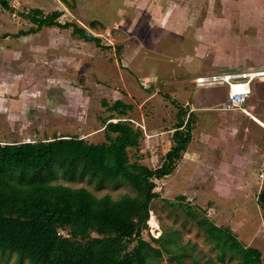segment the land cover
Listing matches in <instances>:
<instances>
[{
  "label": "rangeland",
  "instance_id": "obj_1",
  "mask_svg": "<svg viewBox=\"0 0 264 264\" xmlns=\"http://www.w3.org/2000/svg\"><path fill=\"white\" fill-rule=\"evenodd\" d=\"M7 1L13 10L0 5V141L55 135L103 141L111 113L104 102L121 99L132 110L109 121L134 124L142 136L130 155L156 168L173 144L178 106H188L195 112L192 140L176 169L155 179L160 197L151 204L144 237L177 228L181 242L196 244L193 254L201 262L240 264L217 260V250L195 222L184 223L183 208L190 206L200 217L231 228L246 246L259 248L264 264V211L258 204L264 76L253 81L248 114L221 110L224 83L196 82L200 75L264 70V0H76L71 8L60 0ZM35 7L46 13L61 8V21L93 32L102 46L84 41L72 27H43L15 37L32 26L20 14ZM93 20L97 27L90 28ZM61 181L97 196L133 194L126 185L95 190L87 180ZM166 199L181 205L174 208ZM153 217L157 227L150 223Z\"/></svg>",
  "mask_w": 264,
  "mask_h": 264
},
{
  "label": "trees",
  "instance_id": "obj_2",
  "mask_svg": "<svg viewBox=\"0 0 264 264\" xmlns=\"http://www.w3.org/2000/svg\"><path fill=\"white\" fill-rule=\"evenodd\" d=\"M69 8L76 0H60ZM71 1L73 3H71ZM0 5L13 10L7 0ZM64 10L45 12L31 8L21 13L32 26L14 33L27 36L43 27L73 28L84 41L102 46L101 38L72 21H61ZM97 27V21L90 28ZM7 37L8 34H3ZM1 36V37H2ZM111 111L104 121L105 139L91 142L74 135H55L32 141H0V259L14 264H212L194 254L196 244L181 242L179 229L146 240L151 204L160 197L155 179L170 175L191 140L195 112L180 107L173 126V144L156 168L133 160L130 149L139 148L142 132L123 118L133 105L115 100L104 102ZM264 174V161L262 165ZM87 180L95 190L129 186L133 194L119 198L97 196L85 186L62 183ZM166 201L176 207L181 204ZM264 211V181L258 194ZM183 210L188 220L216 249L217 260L262 264L259 248L246 246L229 227L200 217L194 207ZM186 225V224H183Z\"/></svg>",
  "mask_w": 264,
  "mask_h": 264
},
{
  "label": "built area",
  "instance_id": "obj_3",
  "mask_svg": "<svg viewBox=\"0 0 264 264\" xmlns=\"http://www.w3.org/2000/svg\"><path fill=\"white\" fill-rule=\"evenodd\" d=\"M262 76H264V70L253 72H223L220 74L200 75L197 77L196 82L200 85L212 82L224 83L227 86V95L222 109L226 111L239 110L248 114L247 111L249 108L247 102L252 94L253 81L256 77Z\"/></svg>",
  "mask_w": 264,
  "mask_h": 264
},
{
  "label": "bare ground",
  "instance_id": "obj_4",
  "mask_svg": "<svg viewBox=\"0 0 264 264\" xmlns=\"http://www.w3.org/2000/svg\"><path fill=\"white\" fill-rule=\"evenodd\" d=\"M248 112V111H247ZM150 223L154 226V227H157L158 226V223L156 222V220H154V217L153 218H150Z\"/></svg>",
  "mask_w": 264,
  "mask_h": 264
},
{
  "label": "crops",
  "instance_id": "obj_5",
  "mask_svg": "<svg viewBox=\"0 0 264 264\" xmlns=\"http://www.w3.org/2000/svg\"><path fill=\"white\" fill-rule=\"evenodd\" d=\"M58 9H61V8H58ZM156 20H159V21H160L161 19H160V17L157 16ZM199 85H200V84H199ZM201 86H202V85H201ZM225 101H226V98H225ZM225 101H224V102H225ZM221 110H223V109H221ZM191 111H193V110H191ZM223 111H224V110H223Z\"/></svg>",
  "mask_w": 264,
  "mask_h": 264
}]
</instances>
